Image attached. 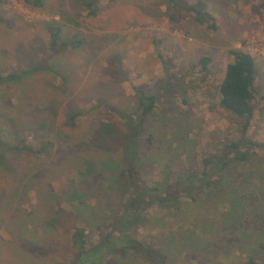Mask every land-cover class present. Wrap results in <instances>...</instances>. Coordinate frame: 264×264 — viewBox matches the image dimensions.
<instances>
[{
	"label": "rangeland",
	"instance_id": "1",
	"mask_svg": "<svg viewBox=\"0 0 264 264\" xmlns=\"http://www.w3.org/2000/svg\"><path fill=\"white\" fill-rule=\"evenodd\" d=\"M205 1L216 18L215 31L169 0H99L94 17L79 14L84 8L79 0H46L42 8L24 0L0 1V75L39 68L0 84V138L18 144L13 132L33 124L35 134L27 144L38 145L39 138L54 143L48 156L10 151L6 162L11 170L0 166V264L72 263L76 256L71 231L80 227L87 214L64 202V196H57L58 191L67 190V171L77 161L72 153L66 161L64 157L79 151L78 138L91 127V135L98 136L103 130L114 131L116 124V133L124 135L126 126L118 111L134 110L139 92L160 95L154 111L162 123L155 138L163 140L160 145L165 152L158 161L165 163V171L176 165L182 170L188 157L192 162L194 157L199 160L203 153H213L219 143L237 137L244 121L219 105V86L234 48L255 58V112L248 135L264 144V0ZM49 21L62 27L59 43L83 38L84 43L59 50L44 66L50 50ZM203 57L210 59L206 68L200 63ZM78 111L84 115L81 113L78 126H72L69 114ZM151 124L159 125L155 120ZM252 160L258 163L253 181L264 185V150H258ZM57 167L64 172L46 176ZM238 168L242 175L248 167ZM33 172L40 183L19 182ZM151 176L150 182L156 178ZM94 184L104 183L96 177ZM93 199L94 204L102 202ZM263 212L248 218L252 226L256 219L260 221L259 231ZM164 213V208L150 210L156 217ZM151 231L157 233L155 226ZM104 232L99 229L93 238ZM140 232V236L146 235L144 229ZM234 235L225 231L222 243ZM241 249L229 245V250L213 249V254L227 264H245ZM192 259L189 256L182 264ZM259 262L264 264V259Z\"/></svg>",
	"mask_w": 264,
	"mask_h": 264
},
{
	"label": "trees",
	"instance_id": "2",
	"mask_svg": "<svg viewBox=\"0 0 264 264\" xmlns=\"http://www.w3.org/2000/svg\"><path fill=\"white\" fill-rule=\"evenodd\" d=\"M24 1L36 8L46 4V0ZM169 1L181 10L193 12L197 23L211 31L217 30L216 18L207 9L205 0ZM79 2L84 6L79 12L81 16L94 17L99 12V0ZM0 21H3L1 17ZM47 28L50 50L43 60L44 66H48L49 57L59 50L84 43V38L59 43L62 27L56 21H49ZM230 54L233 60L227 64L219 86V105L244 122L238 136L219 143L213 153H203L199 160L194 157V162L188 157L182 170L176 165L165 171V163L158 161L159 155L165 152L160 145L163 140L155 138L162 123L154 111L160 95L151 92H139L137 107L131 112L117 110L126 126L124 135L117 134L119 130L114 124V131L103 130L98 136L96 133L92 136L91 127L78 138L79 151L64 157L66 161L71 153L77 156L76 164L67 171V175L70 174L65 183L67 190L57 192L73 209L87 214L80 227L71 231L70 242L76 256L71 264H182L189 256L194 260L188 264H227L216 258L213 249L223 251L226 247L229 250V245L244 249L245 264H260L259 260L264 259V224L259 231L260 221L256 219L254 226L248 221L249 215L260 217L264 210V185L253 181L258 163L252 160L258 150H264V144L248 135L255 112L256 62L251 53L240 48L231 49ZM209 61L203 57L200 63L206 68ZM38 69L0 75V84L19 80ZM81 113L83 116V111L69 114L72 126L80 124ZM166 115L164 113V118ZM154 120L158 121V126L151 124ZM101 124L110 123L101 121ZM33 126L24 125L25 132L22 128L20 132H13L19 139L18 144L10 145L0 138V166L10 169L6 154L14 150L15 153L50 154L54 148L52 139L39 138L38 145L27 144L30 136L34 137ZM41 127L50 129L46 124ZM109 138L112 142L107 140ZM116 153L119 157H114ZM238 167L248 168L241 175ZM59 168L46 176L62 174L64 171ZM151 174L156 178L150 182ZM96 177L104 184L99 187L94 184ZM19 182L35 185L39 180L33 172L27 179L21 177ZM258 190L263 195L260 196ZM93 197L102 202L94 204ZM154 208H164L167 213L156 217L150 214ZM214 223L217 224L213 226ZM154 226L156 234L151 231ZM140 228L146 235H139L142 234L138 233ZM99 229L105 230L104 235L93 238ZM131 229H135L136 235ZM225 231L235 233L236 237L222 243Z\"/></svg>",
	"mask_w": 264,
	"mask_h": 264
}]
</instances>
